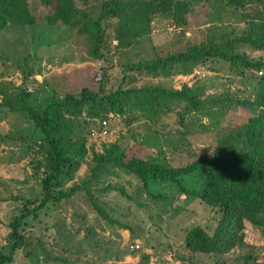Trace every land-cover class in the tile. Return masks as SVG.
Wrapping results in <instances>:
<instances>
[{
	"label": "rangeland",
	"instance_id": "obj_1",
	"mask_svg": "<svg viewBox=\"0 0 264 264\" xmlns=\"http://www.w3.org/2000/svg\"><path fill=\"white\" fill-rule=\"evenodd\" d=\"M29 1L34 24L8 21L0 29V103L16 108L0 106V251L6 253L13 243L9 222L27 201L41 197V180L48 169V143L21 109L25 104L42 107L68 93L79 94L85 85L106 93L120 84L124 89L150 84L175 90L189 87L198 108L178 100L172 101L169 111L153 113L147 99L129 97L124 110L108 105L107 117H87L85 151L63 188L68 191L79 184L90 170L93 155L105 153L114 142L129 155L184 165L210 153L232 126L250 114L249 109L228 101L230 107L224 114L213 106L219 115L212 118L206 101L212 97L252 98L253 88L224 62L198 65L189 73L167 77L124 72L126 64L186 49L210 35L220 39L223 34L243 33L248 20L263 8L257 2L242 7L226 0H177L186 6L178 9L172 4L152 14L148 24L137 17L133 21V15H127L131 9L126 8V23L107 18L106 40L111 46L103 57L95 58L86 34H80L76 26L44 22L48 7L43 0ZM72 1L78 12L80 8L90 10L88 19L94 20L100 13L94 0ZM101 23L105 26V19ZM118 25V32L129 40L122 46L115 45ZM244 48L252 56L264 58V51ZM151 100L162 104L159 97ZM185 181L192 183L189 176ZM201 184L198 180L195 186ZM108 185L124 187L131 197L117 189L100 190ZM91 189L99 207L82 190L59 204L49 202L36 216L28 217L21 228L27 243L6 264H140L143 255H149V264H216L215 260L247 264L245 256H249V264H264V230L249 222L244 242L223 255L193 254L186 249V232L196 225L210 229L215 223L214 212L200 199L182 192L176 183H151L153 193L166 195V199L158 198L146 191L137 176L114 167L113 172L101 173Z\"/></svg>",
	"mask_w": 264,
	"mask_h": 264
},
{
	"label": "trees",
	"instance_id": "obj_2",
	"mask_svg": "<svg viewBox=\"0 0 264 264\" xmlns=\"http://www.w3.org/2000/svg\"><path fill=\"white\" fill-rule=\"evenodd\" d=\"M99 12L94 20L88 19L86 10L78 12L72 0H43L48 7L44 22L68 24L74 26L80 34H86L89 40L90 54L95 58L104 56V50L109 49L110 42L106 40L108 25L107 18L115 17L120 24L126 23L127 10L131 9L133 21L150 22L152 14L170 7L172 4L179 8L186 6L177 0H94ZM234 6L245 7L255 2L263 8L247 22V30L243 33L223 34L216 39L210 35L206 40L188 46L186 49L169 51L166 54L143 59L126 64L124 72H146L153 76L167 77L178 73H189L195 66L211 62H224L230 70L239 72L253 88L254 95L249 97L221 98L212 97L206 101L208 115L216 118L224 114L229 103L249 109L250 114L232 126L224 135L221 142L216 144L210 153L198 155L184 165H172L143 158L138 154H127L120 149L118 143L110 145L105 153L93 155L90 170L79 184H73L66 191L64 180L71 178L78 167V156L83 155L85 148L84 123H89L87 117H107V106L124 110L129 97H137L150 104L153 113L161 110L169 111L172 101L186 100L187 105L198 108L195 97L189 92V87L175 90L158 84L131 86L124 89L120 84L109 93L85 85L79 94L68 93L63 99L53 100L42 107L25 104L21 109L33 120L34 125L42 131L48 146L46 160L48 169L41 180V197L27 201L25 207L15 214L9 226L13 243L8 253L0 251V264H6L15 258L17 250L22 249L27 238L21 228L30 216H36L38 210L49 202L61 203L78 191H86L91 201L99 207L97 196L91 185L103 172H113L114 167H122L134 174L155 197L166 199L162 193H153L151 183H176L186 195L198 198L207 204L214 212L215 223L211 228L196 225L185 235L183 246L193 254L223 255L244 242V228L249 222L264 230V58L252 56L244 46L264 51V0H226ZM127 10L125 11V9ZM85 9V8H84ZM29 0H0V29L8 24L31 25L35 23ZM105 19V26L101 23ZM123 21V22H122ZM116 28V46H122L129 41ZM211 65V64H210ZM213 67V66H212ZM215 70L216 67H213ZM128 77L126 75L124 78ZM29 94H27L28 96ZM162 99L157 105L151 99ZM229 101V103H228ZM190 104V105H189ZM11 104L1 102L0 106ZM15 108V109H14ZM85 115V116H83ZM126 119L125 116H121ZM80 118V119H79ZM155 133L158 134L157 130ZM191 177L192 183L186 182ZM201 180L200 187L195 186ZM117 189L128 196L124 187L108 185L100 188L102 191ZM113 222L122 224L119 220ZM87 225L86 228H89ZM183 257V256H182ZM249 256L245 262L249 264ZM149 255H143L140 264H149ZM220 264L219 260H215ZM212 264V263H210Z\"/></svg>",
	"mask_w": 264,
	"mask_h": 264
},
{
	"label": "built area",
	"instance_id": "obj_3",
	"mask_svg": "<svg viewBox=\"0 0 264 264\" xmlns=\"http://www.w3.org/2000/svg\"><path fill=\"white\" fill-rule=\"evenodd\" d=\"M103 123H104V125H107V121L106 120H104ZM104 125H103V127H105Z\"/></svg>",
	"mask_w": 264,
	"mask_h": 264
}]
</instances>
